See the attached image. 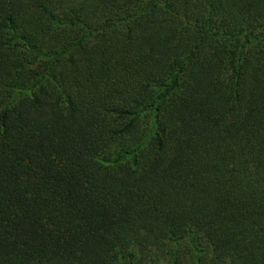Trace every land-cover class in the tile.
<instances>
[{
  "label": "trees",
  "instance_id": "obj_1",
  "mask_svg": "<svg viewBox=\"0 0 264 264\" xmlns=\"http://www.w3.org/2000/svg\"><path fill=\"white\" fill-rule=\"evenodd\" d=\"M0 264H264V0H0Z\"/></svg>",
  "mask_w": 264,
  "mask_h": 264
}]
</instances>
